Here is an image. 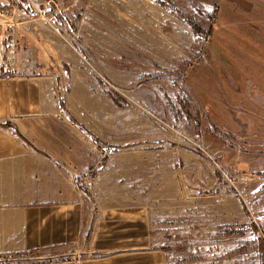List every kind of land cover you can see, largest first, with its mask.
<instances>
[{"label":"rangeland","instance_id":"obj_1","mask_svg":"<svg viewBox=\"0 0 264 264\" xmlns=\"http://www.w3.org/2000/svg\"><path fill=\"white\" fill-rule=\"evenodd\" d=\"M0 3L8 68L52 76L54 137L98 157L79 186L112 162L168 264H264V0Z\"/></svg>","mask_w":264,"mask_h":264},{"label":"crops","instance_id":"obj_2","mask_svg":"<svg viewBox=\"0 0 264 264\" xmlns=\"http://www.w3.org/2000/svg\"><path fill=\"white\" fill-rule=\"evenodd\" d=\"M3 52L0 40V264H168L151 199L135 202L110 161L79 186L98 157L54 137L53 77L18 74Z\"/></svg>","mask_w":264,"mask_h":264},{"label":"built area","instance_id":"obj_3","mask_svg":"<svg viewBox=\"0 0 264 264\" xmlns=\"http://www.w3.org/2000/svg\"><path fill=\"white\" fill-rule=\"evenodd\" d=\"M8 19V12L3 8L0 3V40L2 38L3 32L5 31Z\"/></svg>","mask_w":264,"mask_h":264},{"label":"trees","instance_id":"obj_4","mask_svg":"<svg viewBox=\"0 0 264 264\" xmlns=\"http://www.w3.org/2000/svg\"><path fill=\"white\" fill-rule=\"evenodd\" d=\"M210 26H211V25H210ZM210 26H208V28H211ZM209 34H210V31L208 30V35H209ZM0 74H2V71L0 72ZM60 106H61L63 109H65V106H66V105H65L64 101H62V100L60 101ZM16 132H17V131H16ZM91 175H92V174H91ZM93 175H95V174H93ZM93 175H92V176H93Z\"/></svg>","mask_w":264,"mask_h":264}]
</instances>
